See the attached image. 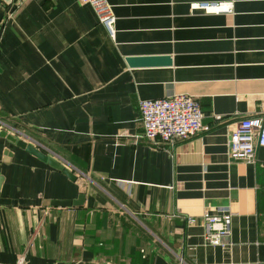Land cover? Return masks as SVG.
<instances>
[{"label":"crops","instance_id":"1","mask_svg":"<svg viewBox=\"0 0 264 264\" xmlns=\"http://www.w3.org/2000/svg\"><path fill=\"white\" fill-rule=\"evenodd\" d=\"M106 1L114 39L79 0H0V131L86 184L81 206H52L78 185L0 138V264H264V148L227 156L237 123L264 119V0ZM173 93L209 130L137 140L139 103ZM220 210L227 248L204 239L203 212Z\"/></svg>","mask_w":264,"mask_h":264},{"label":"built area","instance_id":"2","mask_svg":"<svg viewBox=\"0 0 264 264\" xmlns=\"http://www.w3.org/2000/svg\"><path fill=\"white\" fill-rule=\"evenodd\" d=\"M95 13L99 24L108 36L114 39L115 17L106 0H79ZM195 10L212 13H230L231 3L195 5ZM142 134L137 140L155 145L173 146L206 132L204 114L196 98L183 93H173L171 97L141 101L138 105ZM257 148H264V119L254 122L241 119L227 137V156L232 161L254 162ZM195 219H187L192 225ZM205 241L213 247L227 248L230 235L231 214L226 210L216 213L203 212L201 216Z\"/></svg>","mask_w":264,"mask_h":264},{"label":"water","instance_id":"3","mask_svg":"<svg viewBox=\"0 0 264 264\" xmlns=\"http://www.w3.org/2000/svg\"><path fill=\"white\" fill-rule=\"evenodd\" d=\"M130 66L137 67V66H149V65H157V64H168L169 60L163 59H130L127 61ZM0 138H5L9 143L15 145L16 147L20 148L21 150L29 153L44 163H47L50 167L61 171L65 176H67L71 181L75 182L76 185L79 187V197L76 201H62V202H52L51 205L54 207H76L81 206L85 199V191H86V184L80 179L77 178L75 175L72 174L69 170H67L63 165L53 161L52 159L48 158L46 155L41 153L37 148L31 146L26 141L22 139H18L17 137L7 134L5 131H0Z\"/></svg>","mask_w":264,"mask_h":264}]
</instances>
